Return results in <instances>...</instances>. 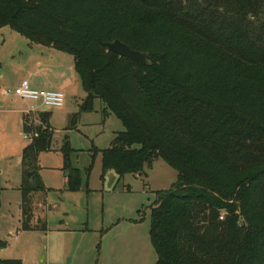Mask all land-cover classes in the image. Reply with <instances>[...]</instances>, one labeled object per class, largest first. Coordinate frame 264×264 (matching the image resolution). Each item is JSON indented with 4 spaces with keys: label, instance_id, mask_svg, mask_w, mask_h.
<instances>
[{
    "label": "trees",
    "instance_id": "16d2710c",
    "mask_svg": "<svg viewBox=\"0 0 264 264\" xmlns=\"http://www.w3.org/2000/svg\"><path fill=\"white\" fill-rule=\"evenodd\" d=\"M5 27L72 57L85 97L65 131L95 100L121 123L109 148L92 150L101 178L145 175L156 159L177 173L150 209L154 264H264V0H0ZM115 40L149 65L107 51ZM50 117L39 112L37 125L22 117L26 232L45 231L32 203L46 192L38 156L51 148ZM60 152L65 189L78 192L67 135Z\"/></svg>",
    "mask_w": 264,
    "mask_h": 264
},
{
    "label": "rangeland",
    "instance_id": "374dc122",
    "mask_svg": "<svg viewBox=\"0 0 264 264\" xmlns=\"http://www.w3.org/2000/svg\"><path fill=\"white\" fill-rule=\"evenodd\" d=\"M5 29L15 38L5 37L6 43L0 47V93L11 92L4 108H0V259L20 260L22 264H154L156 256L149 241L150 209L157 193L168 190L177 173L156 159L151 168L144 167L145 175L125 174L118 178L113 170H107L101 178V154L91 159L92 150L109 148L115 133L123 128L113 116L103 117L102 105L95 100L92 112L80 114L76 129L65 131L85 94L77 81L72 57L61 52L53 51L64 69L70 67V85L64 90L42 88L64 95L61 108L47 109L54 134L50 151L38 156L39 172L48 190L33 196L32 210L35 222L45 224V231L20 229L17 188L21 174L17 161L29 141L21 130L20 112L27 111L33 103L12 93L21 82L19 65H25L38 48L47 50L34 45L31 47L38 48L31 52L25 38ZM29 117L38 124L37 113ZM66 135L73 150L71 165L80 170L82 178L81 190L74 193L66 191L63 184L60 148ZM92 160L87 178L84 169Z\"/></svg>",
    "mask_w": 264,
    "mask_h": 264
},
{
    "label": "crops",
    "instance_id": "0c3cea01",
    "mask_svg": "<svg viewBox=\"0 0 264 264\" xmlns=\"http://www.w3.org/2000/svg\"><path fill=\"white\" fill-rule=\"evenodd\" d=\"M5 28H7V27H5ZM5 28L0 29V38H2V41L0 43V47L1 48H3L5 43H6V38L5 37L15 38L14 35L10 31H7V29H5ZM38 47H41V46H38ZM38 47L29 46L28 49L31 52H33V50L35 48H38ZM43 49L47 50V51H42V49L38 48L37 52L34 51L35 54L31 55L30 60H28L25 63V65L24 64H23V66L19 65V67L17 69L19 71L17 73L19 75H21V76H19L20 81L27 80L29 82L30 86H31L30 81H33L32 82L33 83V87H31V88L36 89V90L45 91L42 88L43 87H47V86L51 87L50 89L53 88L55 90L67 89L68 86L70 85L69 81L72 80L70 67H68V68L65 67V69H67V70L64 69L63 65L61 64V59H59L60 58L59 55H57L56 53L53 52L55 50H52V49H49V48H44V47H43ZM56 59H59L58 61H60V62H56L57 61ZM0 70H1V62H0ZM2 76H3V72L1 71L0 72V77H2ZM45 77H47V79L49 80L48 83L46 82L47 79ZM9 95L10 94H8V95L5 94V90L1 91V93H0V108H4V106H5L6 102H7L6 97H8ZM43 112H47V110L43 111ZM25 113H26V111H21L20 112V115H21V128H22V117L24 115H26ZM20 162H21V155L18 157V161H17V167H18L19 170H20ZM0 174L2 175V170H0ZM20 174H21V172H20ZM39 175L41 177L40 172H39ZM62 175H63V184H64V188H65L66 187V179H65V176H64L63 172H62ZM20 180H21V177H20ZM41 180H42V177H41ZM43 185H44V183H43ZM44 187H45V189L47 191L48 189L46 188L45 185H44ZM19 210H20V208H19ZM20 217H21V213H20ZM19 223H20V221H19Z\"/></svg>",
    "mask_w": 264,
    "mask_h": 264
},
{
    "label": "built area",
    "instance_id": "2783aa9c",
    "mask_svg": "<svg viewBox=\"0 0 264 264\" xmlns=\"http://www.w3.org/2000/svg\"><path fill=\"white\" fill-rule=\"evenodd\" d=\"M5 94L8 95L11 94V92L5 91ZM12 94L23 101L33 103L28 107L25 113L28 116L46 111L48 108H61L64 104L63 93L33 89L27 80L21 81V83L14 88Z\"/></svg>",
    "mask_w": 264,
    "mask_h": 264
},
{
    "label": "water",
    "instance_id": "95a60500",
    "mask_svg": "<svg viewBox=\"0 0 264 264\" xmlns=\"http://www.w3.org/2000/svg\"><path fill=\"white\" fill-rule=\"evenodd\" d=\"M105 47L107 51L116 54L118 57L126 58L141 65H149L146 53L132 50L126 44L118 40H115L111 43H106Z\"/></svg>",
    "mask_w": 264,
    "mask_h": 264
}]
</instances>
